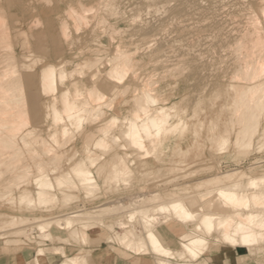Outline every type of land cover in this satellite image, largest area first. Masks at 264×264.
<instances>
[{
    "label": "bare ground",
    "instance_id": "obj_1",
    "mask_svg": "<svg viewBox=\"0 0 264 264\" xmlns=\"http://www.w3.org/2000/svg\"><path fill=\"white\" fill-rule=\"evenodd\" d=\"M93 1L90 6L79 0L76 7L69 5L65 11L55 14L58 31L50 27L48 35L59 63L44 65L37 75H30L28 70L38 59L27 65L32 54L22 55L23 58L20 55V60L15 56L6 13L3 12L4 16L0 13V198L10 197L20 207H27L26 210L67 207L76 202L79 194L89 200L98 197L103 188H119L129 180L130 172L135 173L137 159L158 158L157 154L169 149H173L174 158L170 163L178 162L177 157L182 161L180 165L165 167L167 172L181 173L189 166L191 169L187 160L190 150L183 148L185 140H175L172 146L167 141L188 129L187 106L183 104L190 100L187 94H182L179 102H171L166 95V83L157 86L167 77L175 79L181 75L183 89L195 85L201 91L211 88V83L214 91L219 83L230 82L234 95L223 106L232 112L234 119L208 137L211 146L218 134L222 135L224 147L231 144L243 152L253 143L264 141V0ZM85 27L90 29L95 46H74L75 40L81 42L80 37H74ZM98 30L109 36L111 52L96 35ZM20 32L15 35H24L27 39L22 42L28 46L31 32L29 37ZM48 35L36 34L37 41L41 43ZM29 47L28 51L25 49L27 53ZM36 47L45 51V46ZM158 70L164 79L162 76L157 79ZM141 71L147 74L142 75ZM134 81L141 82V86H132ZM129 92L133 93L132 104L124 109L128 112L120 115L126 101L122 98ZM30 111L45 112V136L31 126ZM215 116L211 115L210 119L214 120ZM211 127L210 131L214 132L216 126ZM193 132L196 134L198 130L195 128ZM75 136L81 137L82 147L70 146ZM252 167L248 171L234 169L197 179L194 184L178 182L167 194L154 192L151 196L138 197L131 194L134 199L126 197V201L125 196L121 200L116 197L118 202L113 208L106 201L93 211L77 208L45 219L0 212V237L18 234L23 239L7 242L25 243L24 237L27 239L28 234L23 227L33 225L39 246L31 261L33 264H40V259L50 254L61 256L59 264H90L89 255L69 256L62 244L47 243L85 244L91 239L89 231L96 224L113 231L107 242L136 256V260L148 256L154 257L156 264H202L204 261L200 259L212 245L244 247L255 257L264 251V161ZM198 168L196 172L202 170ZM176 174H172L175 179L184 176L180 174L178 178ZM143 175L139 178L144 179ZM167 179L172 182V178ZM137 220L141 230L134 225ZM174 225L178 233L177 249L168 246L164 239H174L166 230ZM57 229L68 231V236L54 234ZM116 229H121V233Z\"/></svg>",
    "mask_w": 264,
    "mask_h": 264
},
{
    "label": "rangeland",
    "instance_id": "obj_2",
    "mask_svg": "<svg viewBox=\"0 0 264 264\" xmlns=\"http://www.w3.org/2000/svg\"><path fill=\"white\" fill-rule=\"evenodd\" d=\"M0 1H1L0 2V13H2L3 16H4V13H6L5 19H7L6 22L9 25V26L7 25V27H9V31H10V34H11V39H12L11 40V43L13 42L12 43L13 44L12 47H13V51H14L15 56L17 57V59L20 60L21 59L20 58V55L23 58L24 55H30V54H32L29 57L30 59L28 61H26V64L28 63L27 65H29L30 62L33 61V59H35V58L38 59V62H40V63L37 62V63H35L32 66V64L35 62V60H34V62L30 64V69L32 70V68H34L32 70L34 72H32L29 69L28 70L29 74L30 75L31 74L32 75H37L38 72H39V70H40V68L43 67L44 65L48 64V63H52L53 62V63L58 64L59 63V61H57L58 59H55L54 58V54H53V50H52L53 42L51 41V37L48 35V30H49L50 27H52L54 29V32L55 31L57 32L58 31V27H59L58 26L59 23L56 20V15L55 14L57 12H59V11H62V10L65 11V9L69 5H73V6L76 7L78 5L77 2L79 0L78 1L77 0H55V1L54 0H51V2H49V5H48V1H50V0H48L47 3L45 2V0H39V1L37 0L38 2H40L39 5L37 4L38 2L36 0H34V2H33V0H31L32 2H30V0H19V1L18 0H5V1L0 0ZM17 1L20 2V3H18ZM42 1L44 3L43 6L41 4ZM53 1H54V4H53ZM83 1H84V3L86 5H90V6L93 5V3H94L93 0H91V1L90 0H83ZM61 2H66V3H61ZM50 3H52V4H50ZM26 4H28V5H26ZM2 5H3V7H2ZM32 5H34V6H32ZM49 6L51 8H49ZM20 7L23 10L24 9L25 10L23 11ZM63 7H64V9H63ZM31 9H32V11L30 12ZM48 15H49V18H48ZM33 16L36 17V19H39V20H35V18ZM46 18L48 20L45 21ZM260 18H261V16H260ZM32 19H33L34 22L32 21ZM27 20H29V22L30 21L32 22V24L29 23L30 25H32L31 27L29 26ZM35 21H37L38 23H36ZM39 21H41V23H39ZM15 22H17V23L14 24ZM40 24L42 26H40ZM36 25H38V26L36 27ZM44 26H46L45 27L46 29L44 28ZM123 26L124 25L122 24V27ZM28 27H29V29H28ZM43 28H44V31H42ZM84 29L86 30L85 36H84V33H85V30ZM82 30H83V33H82ZM82 30L77 35H76V33H74L76 36L74 37V35H73V37H74V39H76V37H78V38L80 37L79 40L81 39V42L83 44L81 42H78V40H75V41H77V43L74 42V43H76V44H74V46H77V45L78 46H91V45L92 46H95L94 45L95 43H92L93 42L92 40L94 38L92 39L91 38L92 36L88 32V31H90V29L89 28L87 29V27H85ZM20 31H22V34L23 33H26V36H28V37H29V34L31 32L30 37L33 38V41L29 37L28 38V40H29L28 42L30 44L28 43V46H27V43H25V44L23 43L27 39L26 36H25L26 39H24V37H23L24 35H20V37L17 36L18 34L21 33ZM101 31L102 30H100V31L98 30L96 32V35L99 36V40H101L106 47L109 46L107 49H108V52H111L112 49H113V46H111V40H110V38H109L108 35L104 34V32H101ZM15 32H16L17 35H15ZM33 32H35V33H33ZM36 34L37 35L38 34H42V35H48V36L46 37V39H44L43 41H41V43H39L37 41ZM88 34L90 36L87 37ZM117 37L119 38V35H117ZM14 38H17V39H14ZM86 38H88V39H86ZM118 38L115 41H118ZM22 40H24V41L22 42ZM84 40H86L87 43ZM20 43H22L21 46L22 45H26L25 48L23 46H22L23 47L22 48L20 46ZM80 43H81V45H79ZM85 43H86V45H85ZM36 46H45V51L38 50ZM26 47H27V49H26ZM28 47H29V53H27ZM142 51L143 50L141 49V54H142ZM21 53H23V54H21ZM35 65H37V66H35ZM28 72H26L25 74H28ZM157 72H158L157 73L158 74L157 79L160 80L159 77H161L164 74L162 73L161 70H158ZM140 73L142 75L147 74V72H145V71H141ZM179 76L180 77L176 76L178 78H175V79H174V77H171V78L170 77H167V78H165V77L162 76L161 79L162 78L163 79L165 78V79L164 80H160L158 82L157 86H159V85H161L163 83H166V85H167L166 86V95L168 97H170V101L171 102H179L181 100V95L182 94H187L188 95V98H189L188 101L189 100L190 101L187 102L186 104H183V106H187V114H186L187 116H185V117H187V119H188L189 127H188V129L182 135L181 134L173 135L167 141L168 142L170 141L169 144H170V146H172L171 144L174 143L175 140H181V139H184L185 140L183 142V148L190 150V153H189V156H188L189 158L187 160H188V163L191 164V169L189 168L190 167L189 166V167L186 168V169H189L187 171H185L186 169H184L183 171H181V173H180V171H178V173L177 172L172 173V172L168 171L169 172L168 173L167 172V168L170 167L171 164L172 165H175V164L176 165L177 164L180 165L181 164V161H182V160L178 159V157L176 158V156H175V158H176V160L178 162H176V163L175 162L170 163V162H172V160L174 161V158L172 157V155H173V153H172L173 152V149L172 150L169 149V151L164 152V154H159V155L157 154V156H158L159 159L157 157H154V156L153 157H150V158H148L146 160L137 159L135 161L136 162V168L134 167L135 168V173L134 172H132V173L130 172L129 173V180L127 182L121 184L119 186L120 189L118 187H116V188L114 187V189H117V190H114L113 188L112 189L110 188V190L103 188L102 190H100L97 193L99 196L98 195H96V196H98V197H96V198L93 197L92 199L91 198L89 199L91 201H89L87 198H86L87 200H85V198L81 194H79V198H77L75 200L77 203L76 202L74 204L72 203L71 204L72 206L71 205H68L67 207L66 206H62V207L60 206L58 208H55L54 210L53 209L50 210V209H47V208H45L46 210H41L43 208H40V209L37 208L36 209V207H34L32 209L31 208H28V209H31V210H28V209L26 210L27 207H25V206H21L20 207L19 205L16 204V201L10 200V197H8V198H4V197L2 198L1 197L0 198V212L10 213V214H13V215L23 216V217H28V218H33L35 216H39L42 219H45V218H49V217H53V216H57V215L58 216L59 215H64L66 213H69V212H72V211L76 210L77 208L80 209V210L83 209L85 211H90V210L93 211L95 209L100 208V203L102 205L103 202L104 203H107L108 202L107 205H109L110 207L113 208V206L115 204H117L115 202H118L116 200V197H117V199H119L121 196H122L121 198H123V196H125L124 199L126 201L129 198L131 199L132 198V195L134 197L136 195H138V196H144V195L145 196H151L152 194H154V192L155 193L156 192H159L161 194H167V192L169 193L174 188V186L177 185V184L179 185V183L180 184H185L187 182V183L194 184L196 181H198L197 179H200V180L201 179H205V178L210 177L211 175H216V174L221 173V172L222 173H225V172H228V171H232L234 169H240V170H246V171H248L249 168H253L252 166H253L254 163H256L258 161H264V141L259 142V143H253L249 148H247L245 150L246 152L245 151L243 152L238 147H232L231 144H229L227 147H224L223 144H222L223 142L221 143L222 140H220V138L222 136L221 134L220 135L218 134V137L216 138L217 141H216V143L213 146H211V142L208 140V137L210 135L214 134L215 132L218 133L219 131H221L224 128V126H225V124L227 122H230V120L232 121L234 119V116H233L232 112L229 111V110H227L226 109L227 107L223 106L225 103L231 102V100L233 98V95H234L233 90L229 88V83L230 82H226L225 81V82L219 83L218 86L215 87V90L214 91H212L213 90V87H214L212 85V83L210 84V87L211 88H208L205 91L199 90V88L197 86H195V85H190V87L192 86L191 88L183 89V82H182L183 81V78H181L182 77L181 75H179ZM130 79L131 78H129V80ZM231 82H234L235 83L236 81H231ZM131 84H132V86H137V85L141 86V82L138 83V82L134 81V82H131ZM193 90L195 91V94H194ZM191 92H193V93H191ZM201 92L204 93V95H202ZM213 92H215V93H213ZM193 94L196 95V97ZM132 95H133V93L132 92H129V93L125 94L124 98H122V99H124L126 101H130V102L127 103L125 101L126 103L125 102L123 103L122 108H120L121 109V111H120L121 114L120 115H124L126 112H128V111H125L124 109H129V107L131 106V104H132ZM197 95H199V96H197ZM209 95H210V98H209ZM217 95H219L220 97L218 96V99L217 100L215 99V101H214V97L216 98ZM191 96H194V97L192 98ZM203 96H204L205 99L203 98ZM227 96L229 98H227ZM190 97L192 98V100L190 99ZM199 98H200V100L201 99H203V100H201L198 103V106H195V105H197V102L196 101ZM122 99H120V101H122ZM209 100H211V101L209 102ZM222 106H223V109L221 110V107ZM190 107H191V109L189 110ZM193 107H195V108H193ZM195 110L197 111V114H198V110H199V114L198 115L195 114ZM201 110H203L204 112H201ZM192 111H193V113H192ZM219 112H220V114H219ZM44 113H45L44 111H41L39 113H36L35 111H30L29 112V116H30L31 122H32L31 126H34V127L39 128V129L36 128L37 133H39V134H41L43 136H45L47 134V133H45V131L47 130V124L46 123L45 124L43 123L44 122ZM215 114H216L215 119L214 120H211L210 119L211 115L214 116ZM217 114H218V116H217ZM188 117H190L191 119L188 118ZM194 117H195V119H194ZM231 117H232V119H231ZM198 120L203 121L204 122V123H202L203 125L202 124H199V121ZM209 122H211V123H209ZM39 123L41 124V126L43 124V126L42 127L40 125L38 126ZM196 124H197V126H194ZM209 124H211L212 126L213 125L216 126L214 132H211L210 131V129L212 127ZM227 124H229V123H227ZM195 128L198 130V132L196 134L193 132V130ZM236 128L238 129L239 127L236 126ZM40 130H41L42 133L39 132ZM176 136H177V138L175 139ZM231 138H234V135H232ZM69 144H70V146H74L75 144H78L80 147H82L83 146V141L81 140V137L75 136L71 140V142H69ZM260 147H262V148L259 149ZM197 160H200V161L197 162ZM159 161H162V162H159ZM166 161H167V163H166ZM207 161H209V162H207ZM194 163L195 164L197 163V167H196V165ZM192 164H194V165H192ZM200 164H202L206 168L205 167H201L202 165H200ZM184 165L185 164L183 163V166ZM162 166L164 167L165 171H163V169H162L163 167ZM199 166H200V168L202 170H199L200 169V168H198ZM66 167H68V166H66ZM165 167H167V168H165ZM208 167L209 168L212 167V169L209 170ZM196 168H198V170L200 172H198V171L196 172V170H197ZM147 169L149 171H147ZM151 169H152V171H151ZM136 171H137V174H136ZM139 171H140V174H138ZM153 172L154 173L157 172V173L153 174ZM190 172H192V173H190ZM143 173H144L145 176L143 175ZM146 173L147 174H150V175H147ZM172 174L173 175L176 174V177H178V176L180 177L181 176L180 174H182L184 176H181L182 179L178 177L179 179L176 178L177 179L176 180L175 177H174L175 175L173 176ZM187 174H188V176H187ZM202 174H204L205 176L202 175ZM142 175L144 176L143 177L144 179H142V178L140 179L139 178V177H142ZM153 175H155V176H153ZM199 175H201V176H199ZM185 176H187V177H185ZM162 178H163V180H162ZM167 178H169V179L172 178V180H171L172 182H169V180ZM151 180H152V182H151ZM153 180H154V182H153ZM159 180H161V181H159ZM163 182H165V183H163ZM124 188H126V189L124 190ZM163 189H164V191H162ZM167 189L169 191H167ZM103 191L106 194H104ZM138 196H136V197H138ZM126 197H128V199H126ZM134 197L132 199H134ZM121 198H120V200H121ZM1 199H3L6 202H2L3 200H1ZM6 199H9V200H6ZM112 199H113V201H110ZM8 202H10V203H8ZM69 208H71V209H69ZM65 211H67V212H65ZM105 218L106 219H110L111 216H106ZM163 220L164 219L162 218L161 221H163ZM134 225L137 227L138 230H141V226H140V223H139L138 220L134 223ZM26 226L23 227V229L28 234L27 239L24 237V242L25 243H23V242H15V244H13V242H11L12 243L11 244L9 242L10 243V245H9V243L7 242V240L23 239L22 236L21 235H18V234L17 235L16 234H13V235L10 234V235H7V236L0 237V257L1 256H4L5 254H10L12 251H20V250H22L24 248L30 249V250L33 251L34 255L36 254V250H37V248L39 246H38L37 240L34 237L36 236L37 231L35 229L33 230V228H34L33 225L27 224ZM96 226L97 227L95 229L89 231L90 236H91V239L89 240V242H87L85 244L84 243H74V242H68V243H65V244L58 243V242H54V243L48 242L47 244L50 245V246H52V245L53 246H60L62 244L66 248L67 254L69 256L76 255V254H80L81 256L82 255H86V256L89 255V257H87V259H88V262L90 264H95V261H96V258L95 257L96 256H107L108 257V260L109 259H110V261L112 260L115 264L117 263V256H120V258H125V259H128V258L132 257V255L128 254L124 249L120 248L115 243L107 242V239L106 238L108 236H110V235H113L114 234L113 231H110L108 229L105 230V228L99 226L98 224H96ZM161 226L162 227H165L164 225H161ZM176 227H177L176 225L172 226L171 228L166 227V230L168 232H170L171 234L174 235V238H175L174 240H171L170 241V240H167L166 238L163 237L165 239V241L167 242L168 246H172V248H174V249H177L179 247L178 233H177V231L174 230V228H176ZM31 228H32V230H31ZM117 230H119V231H117ZM29 231H31V232H29ZM34 231H35V233H34ZM116 231L118 233H121L122 230L121 229H116ZM54 234L61 235L62 237H67L68 234H69V232L68 231H65V230H62L61 231V230L57 229L56 231H54ZM28 238H30L29 239L30 241L28 240ZM88 243H89V245H88ZM58 244H60V245H58ZM227 248H229V247L223 246V245H214V246L212 245L211 249H209V251L206 254L211 253L213 250L214 251H218V250L227 249ZM89 253H91V254H89ZM101 254H103V255H101ZM47 256H53V255L50 254V255H47ZM59 256L60 255H56L55 256V257H57V259H59V261L57 262V264H59L61 262V260H62L61 256L60 257ZM142 257H143V259H139V260L133 261L132 264H156L155 263L156 260H155L154 257H148V256H142ZM258 257H259V263L260 264H264V251L260 252V254L258 255ZM45 260H46V257L41 258L40 259V264H46L45 263ZM29 264H33V263L30 262ZM202 264H205V262H203Z\"/></svg>",
    "mask_w": 264,
    "mask_h": 264
},
{
    "label": "crops",
    "instance_id": "obj_3",
    "mask_svg": "<svg viewBox=\"0 0 264 264\" xmlns=\"http://www.w3.org/2000/svg\"><path fill=\"white\" fill-rule=\"evenodd\" d=\"M211 253L203 255V257L200 260H203L205 264H260L259 257L251 256L249 250L244 247H237V248L229 247L227 249L213 251ZM35 255L32 250L27 248H24L20 251H14V252L12 251L10 254H5L4 256L0 257V264H29L34 259ZM55 256L56 255L47 256L45 263L57 264L59 260ZM95 258H96L95 264H115L112 260L111 261L110 259L108 260L107 256H96ZM134 259L136 260L135 256H132L128 259L120 258V256H117L116 264H120V263L132 264Z\"/></svg>",
    "mask_w": 264,
    "mask_h": 264
}]
</instances>
